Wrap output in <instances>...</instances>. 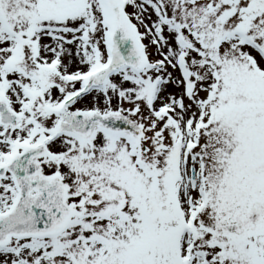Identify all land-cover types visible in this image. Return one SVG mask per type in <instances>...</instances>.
<instances>
[{"label": "snow or ice", "instance_id": "6c2138e0", "mask_svg": "<svg viewBox=\"0 0 264 264\" xmlns=\"http://www.w3.org/2000/svg\"><path fill=\"white\" fill-rule=\"evenodd\" d=\"M0 264H264V0H0Z\"/></svg>", "mask_w": 264, "mask_h": 264}]
</instances>
